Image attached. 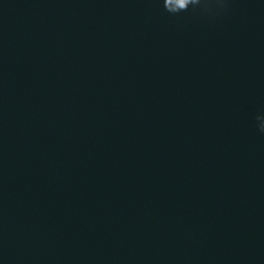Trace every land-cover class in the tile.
Returning a JSON list of instances; mask_svg holds the SVG:
<instances>
[{
	"label": "clouds",
	"instance_id": "9594fccd",
	"mask_svg": "<svg viewBox=\"0 0 264 264\" xmlns=\"http://www.w3.org/2000/svg\"><path fill=\"white\" fill-rule=\"evenodd\" d=\"M191 2V0H181V3L184 4L185 6Z\"/></svg>",
	"mask_w": 264,
	"mask_h": 264
}]
</instances>
